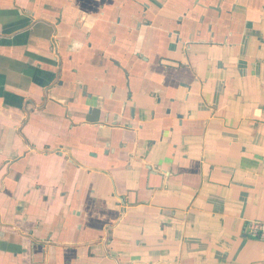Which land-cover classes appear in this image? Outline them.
<instances>
[{
    "label": "crops",
    "instance_id": "0c3cea01",
    "mask_svg": "<svg viewBox=\"0 0 264 264\" xmlns=\"http://www.w3.org/2000/svg\"><path fill=\"white\" fill-rule=\"evenodd\" d=\"M264 0H0V264H264Z\"/></svg>",
    "mask_w": 264,
    "mask_h": 264
},
{
    "label": "built area",
    "instance_id": "2783aa9c",
    "mask_svg": "<svg viewBox=\"0 0 264 264\" xmlns=\"http://www.w3.org/2000/svg\"><path fill=\"white\" fill-rule=\"evenodd\" d=\"M248 231L250 237L264 240V224L262 223L251 224Z\"/></svg>",
    "mask_w": 264,
    "mask_h": 264
}]
</instances>
